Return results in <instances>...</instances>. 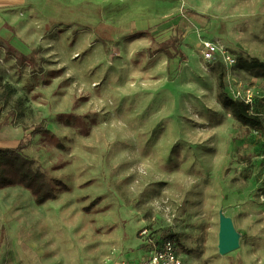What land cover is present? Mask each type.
I'll use <instances>...</instances> for the list:
<instances>
[{
  "label": "rangeland",
  "instance_id": "rangeland-1",
  "mask_svg": "<svg viewBox=\"0 0 264 264\" xmlns=\"http://www.w3.org/2000/svg\"><path fill=\"white\" fill-rule=\"evenodd\" d=\"M8 13L0 149L23 145L70 191L37 205L0 189V264H135L166 229L182 264H264V132L219 104L217 75L254 107L264 79L201 57L212 42L264 62V0H26ZM170 38L187 56L171 77L147 53ZM44 121L56 140L30 134ZM221 216L238 236L225 255Z\"/></svg>",
  "mask_w": 264,
  "mask_h": 264
},
{
  "label": "trees",
  "instance_id": "trees-1",
  "mask_svg": "<svg viewBox=\"0 0 264 264\" xmlns=\"http://www.w3.org/2000/svg\"><path fill=\"white\" fill-rule=\"evenodd\" d=\"M193 13L192 11H189ZM180 16L171 18L169 21L180 22ZM168 22V21H167ZM166 23V21H165ZM164 22L158 25H164ZM157 25L153 26L156 27ZM153 27L146 29L145 31H140L138 34L141 36H152L154 31L151 33ZM98 33V28L94 29ZM104 38H108L107 34H104ZM147 53L150 56H155L157 54H163L166 58L167 64V75L171 77V66L179 67L182 61L187 60V56L178 47V39L170 38L166 41L160 42L155 48L147 49ZM26 57L21 56L19 58V63H22V59ZM30 61L33 59H29ZM232 68L236 71L243 72L253 78L264 79V62L258 58L251 57L246 58L243 56H238L235 59V63ZM218 83V94L217 99L222 107H225L231 116L242 126L247 127L259 132H264V107L261 103L260 105L254 107L251 103L246 102L242 99H233L229 97L224 92V75L220 73L217 75ZM8 94V93H7ZM8 95L3 97L6 101ZM253 106V107H252ZM43 124L37 126L30 131L31 135H44L49 137L51 140H56L55 135L46 128ZM24 146L18 145L15 148L0 149V189L8 187H20L27 190L35 204L42 205L49 200H55L60 194L70 191V187L63 183V181L50 178L46 173L41 170V168L36 164V162L24 156L23 154ZM91 182H87L82 186H88ZM100 199L95 198L89 205V209L95 207L99 203ZM164 241H172L177 247L175 239L170 234L169 229L161 231L157 238L151 239V241L146 242L142 245L144 251L150 250L154 245H158ZM179 249V247H178Z\"/></svg>",
  "mask_w": 264,
  "mask_h": 264
},
{
  "label": "built area",
  "instance_id": "built-area-1",
  "mask_svg": "<svg viewBox=\"0 0 264 264\" xmlns=\"http://www.w3.org/2000/svg\"><path fill=\"white\" fill-rule=\"evenodd\" d=\"M202 60L206 63L220 60L229 66H233L235 59L224 51H220L216 43L207 42L203 44L201 50ZM247 102V101H246ZM146 233V232H145ZM149 241V240H148ZM128 264V263H120ZM135 264H182L181 255L177 245L172 241H164L158 245H154L150 250L146 251L139 261Z\"/></svg>",
  "mask_w": 264,
  "mask_h": 264
},
{
  "label": "water",
  "instance_id": "water-1",
  "mask_svg": "<svg viewBox=\"0 0 264 264\" xmlns=\"http://www.w3.org/2000/svg\"><path fill=\"white\" fill-rule=\"evenodd\" d=\"M238 247V236L233 228L231 220L227 217H220L218 234L219 254L225 255Z\"/></svg>",
  "mask_w": 264,
  "mask_h": 264
},
{
  "label": "crops",
  "instance_id": "crops-1",
  "mask_svg": "<svg viewBox=\"0 0 264 264\" xmlns=\"http://www.w3.org/2000/svg\"><path fill=\"white\" fill-rule=\"evenodd\" d=\"M25 4L26 0H0V27L4 24V21H6V19L10 18V14L8 13V11L21 8ZM142 257H140L136 261H139Z\"/></svg>",
  "mask_w": 264,
  "mask_h": 264
}]
</instances>
